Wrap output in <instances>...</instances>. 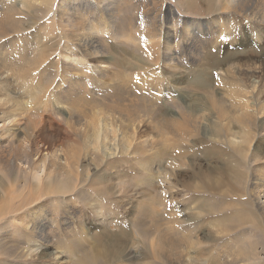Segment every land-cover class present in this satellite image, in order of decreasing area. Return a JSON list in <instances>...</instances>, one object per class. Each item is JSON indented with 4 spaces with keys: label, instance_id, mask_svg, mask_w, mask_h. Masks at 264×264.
I'll return each instance as SVG.
<instances>
[{
    "label": "rangeland",
    "instance_id": "rangeland-1",
    "mask_svg": "<svg viewBox=\"0 0 264 264\" xmlns=\"http://www.w3.org/2000/svg\"><path fill=\"white\" fill-rule=\"evenodd\" d=\"M0 1V12L6 11L3 16L6 21L1 23L6 35L0 39V44L17 32L21 39L26 37L37 43L46 56V70L42 66H29L28 71L24 61L21 70L18 69L20 75H11L12 81L7 82L6 87L13 92L11 97L19 94V102H16L19 106L15 103L10 107L15 117V123L10 128V132L15 133L12 139L15 144L24 146L34 138L41 149L46 141L47 134L37 137L40 117L33 109L40 104L42 92L48 100L45 114L61 126L63 139L57 148L66 151L79 146L80 154L84 155L82 141L72 128L74 119L79 117V123L88 128L107 115L111 119L113 115H118L114 111V101L119 97V107L129 111L130 115L139 116L141 121L135 122L134 134L128 138L131 147H125L128 143L126 139L120 142L121 146L124 145L122 152L106 159L100 170H96L97 175L115 171V178L110 183L116 185L118 180L123 179L133 187L130 189H134L139 175L147 172L145 168L154 175L166 173L165 185L158 180L154 184L156 182L155 188L160 192L167 190L169 185L175 186L177 191L167 193L165 200L176 214L170 219L161 211L158 213L159 210L155 213L148 211V217L142 218L147 227L155 222L164 237L180 238L186 243L206 241L204 252L207 250L206 255L209 254L208 264H264V177L258 180L264 175V113H261L264 107L259 108L264 104V0H235V7H232L231 0H91L89 4L86 0H26L27 7L21 5V0ZM70 1L73 2L71 6ZM53 14H57L55 21ZM250 19L258 22L250 23ZM74 23L84 25V31L94 32L96 39L103 42L105 56L91 61L103 68L100 69L105 73L106 82L96 86L99 89L87 86L84 93L79 85L67 86L71 75L65 73L61 84L65 91L55 96L53 84L58 79L56 74L60 62L65 68L70 63L77 66L74 59L78 58L77 53L70 42V49H62L58 33L70 30ZM229 23L233 35L228 38V31L220 30L222 25ZM160 30L161 35L158 36ZM126 32L127 35H124ZM139 39H154L158 46L156 57L160 54L167 57V65L159 67L152 62L148 46L142 47ZM54 40L59 42L58 45ZM46 43L55 46L49 49ZM214 59H218L220 64H213ZM248 69L257 70L249 75ZM27 71L34 76L20 85L18 77L25 76ZM151 72H155L156 77L151 76ZM219 73L226 75L224 84L216 82L215 76ZM206 75L211 79V85L201 86L199 83ZM145 77L148 79L145 88L138 84L133 86V81L135 83ZM159 81L161 94L155 98L151 92L158 89L156 83L159 84ZM173 84L179 88L176 90ZM1 96L4 98V94ZM245 96L254 105L253 108L258 109L257 119L246 124L234 123V128L237 131L246 128L249 142L240 138L239 143L234 136L222 139L223 143L204 139L210 120L216 115L212 112L213 104L235 103ZM178 106L187 110L198 108L204 117L188 140L178 137V141L172 135H162L163 129L156 127L162 123L154 122L152 118L153 115L156 118L166 117L167 112L178 109ZM103 107L107 111L93 112ZM43 111L41 109L40 113ZM19 112L24 114L18 117ZM109 121L114 125L113 120ZM229 141L232 144L226 143ZM218 144H222L224 149L216 151L208 148ZM136 146L145 148L135 151ZM251 154L262 162L260 167L255 166ZM243 159L244 163L241 162ZM85 163L86 158L72 164L83 170ZM68 187L73 192L64 193V196L50 193L45 196L46 200L39 198L32 204L31 210L44 217L46 213H56L60 208L59 217L74 223V228L66 236L63 230L47 231L50 247L41 252L61 253V264H73L75 257L81 258L82 264H90V254L94 250L97 254L96 236L105 232L107 242H111L109 235L114 226H107L105 218L93 212L94 201L88 194L82 192L77 195L80 187L76 180H72ZM85 189L89 190L88 187ZM56 190L59 189H53L54 192ZM137 190L142 193L140 199L145 201L143 204L148 205L150 195L145 191L146 185H140ZM116 195L114 193L113 201H118ZM257 195L262 203L257 202ZM125 204L126 209L121 212L127 211L126 214L132 215L130 204L127 205V201ZM160 208L157 206L156 209ZM151 233L153 236L155 229ZM151 238L141 240L137 234L131 235L122 249L118 247L116 257L127 264H153L155 255L152 250L156 253L157 250L151 246ZM3 241L0 236V243ZM178 250L171 251L170 262L164 259L163 264H177L175 256ZM47 253L44 259L49 263L52 260ZM36 256H22L13 249L3 254L0 250V264H42V257L35 259Z\"/></svg>",
    "mask_w": 264,
    "mask_h": 264
},
{
    "label": "bare ground",
    "instance_id": "bare-ground-1",
    "mask_svg": "<svg viewBox=\"0 0 264 264\" xmlns=\"http://www.w3.org/2000/svg\"><path fill=\"white\" fill-rule=\"evenodd\" d=\"M231 1L233 4L232 7H235L236 1ZM90 2L91 0H86V4ZM72 4L73 2L70 1L69 6ZM21 5L27 7L28 3L26 0H21ZM5 12L6 11L0 12V39H3L6 35L1 25L2 21H6V19L3 18ZM56 15L57 14H53L54 21L57 18ZM253 21L258 22L256 19L249 20L250 23H254ZM260 23H257V25ZM263 23L264 21H262V24ZM119 29L120 31L122 30L121 28ZM224 29L226 32L228 31L226 37L229 38V36L233 35L231 33L232 27L230 23L222 25L220 32ZM84 30V25L81 26L80 23H74L70 30L58 32L60 35L59 38H61L59 42L63 44L62 49L69 48L68 43L70 42L78 58H74L77 61V66H73L70 63V65L68 64L67 68H65L63 65L64 63L60 62L56 74L58 79H56V77V84H53L56 88L54 91L55 96L65 91L61 84H63V79L66 75H71V77H69L70 83L69 85L67 84V86L79 85L84 93H86L87 86H93L92 88L99 89L96 86L105 84L106 82L104 81L105 73L100 69L102 67L97 66L91 61L105 56L103 42L100 39H96L94 32ZM124 35H127V32L124 33ZM160 35L161 30L158 36ZM8 38L9 39H5L4 42L0 44V55L2 56L0 62V236L4 239V241L0 243L1 253L8 254V252L13 249L21 253L22 256L24 254L26 256L37 255L36 258L33 257L35 259L42 257V264H61L60 260L63 257L61 253L41 252L45 248L50 247L48 244V234L46 232H60L63 230V235L66 236V233L74 228V223L68 221L65 217H59L57 213L60 211V208L57 209L56 213H46L47 216L44 217L38 215L34 210L32 211L31 207L35 200L43 198L42 201H44L47 199L45 196L50 193L64 196V193L73 192L68 186L72 180H76L77 185L80 187L77 190V195H80L82 192L88 194L91 201H94L92 204L93 212H96V215L100 217H104V222L107 226H114L109 235L112 240L111 242H107L106 237L108 238V236L105 232L96 236L97 254H95V250L90 254V264H127L126 262H122L121 258L119 259L116 257L119 250L118 247L121 248L124 246V244L127 243V239L134 234H137L141 240L152 237V241L150 240L151 246H153V249L157 250L158 253L152 250V254L155 255V259L152 260L153 264H163L164 259L170 262L169 253L176 248H179L175 256L177 264H208L209 254L206 255L207 250L204 252L206 241H190L186 243L180 238L173 239L174 237L171 238L167 235L164 237L161 230L157 228L155 222H152L147 227V222L142 219L143 217H148V211H153L155 213L157 210H159L158 213L161 211L162 215H166L170 219L174 218L176 212L165 199L167 193H175L177 191L175 186L169 185L167 190L160 192L155 188L156 182L154 184V181L158 180V182L165 185V180L167 179L166 173L154 175L145 168L144 170L147 172H142L139 175L140 178H137L135 184V187H137L134 189H130L133 187H130L123 179L118 180L116 185L110 183V181L115 178V171L109 170L101 175H97L98 173H96V170H100L101 165L106 159L113 157V155L118 152H122L124 145L122 144L123 146H121L120 142L125 141L124 139H126L125 142H128L130 135L134 134L136 128L135 122L138 121L140 123L141 121L139 116H135L134 114L130 115L129 111L119 107L121 98L119 99V97H116L114 101L116 103L114 111H117L118 115H113L111 119H109L107 115L102 121H95L91 128L86 127L84 123L80 124L78 120L79 117L74 119L72 128L76 132V136L82 141V147L85 149L84 155H82V153L80 154V150H78L79 146H76L75 150L67 148L66 151L57 148L63 139L61 126L52 122L51 118L45 114V107H47L48 100L44 97L42 92H40V104L33 109L35 112L38 111L35 115L40 117V122L36 131L37 137H39V134H47L43 146L39 149L38 143L35 142L36 139L34 140V138H31V140L29 139L24 146L15 144V142L12 141L15 133L13 134V132H10V128L15 123V117L12 116L10 107L16 102H19V94L15 93L16 96L11 97L10 94L13 92L6 87L7 82L12 81L11 75L19 74L21 70L20 66H22L24 61L27 63L26 69L29 68V66H42L45 70L47 68L44 50L39 47L37 43H32L26 37L25 39H21L20 34L17 32H14L11 36H8ZM54 41L56 45H58L59 42L57 43V40ZM148 41L149 43H147ZM139 42L142 47L148 46L150 51L149 56L152 62L157 63L159 67L167 65L165 63L167 57L161 54L156 57L155 50L158 49V46L154 39H139ZM46 46L49 49H53L55 45L46 43ZM29 53H31L30 56ZM27 55L29 58H27ZM212 63L220 64L218 59H214ZM256 70L257 69H250L249 71L248 69L249 75H253ZM28 71L25 76L21 75V77H18L20 85L34 76ZM154 73L155 72H151L150 75L156 77ZM158 76L160 78V73H158ZM225 76L226 75L219 73L215 76V78H217L216 82L218 83L220 81L221 84H224L226 81L224 79ZM210 82L211 79L206 75L204 81L199 84L201 86H209L208 84L211 85ZM146 83H148V79L145 77L142 78V80H136L135 83L133 81V86L138 84L144 87ZM156 84L158 85V89L153 90L151 94L155 96V98H158L161 94L159 93L161 83L159 81V84ZM173 86L176 90L179 88L174 84ZM170 87H172V85H170ZM154 92H156V94ZM2 94H4V98L1 96ZM35 98H38V96H35ZM17 105L19 106V104ZM213 106L212 112H215L216 115L210 120V126L205 132L204 139L222 142V139L234 136L237 142L240 143L241 138L243 142L248 143L249 135L247 134L248 132L246 133L247 129L242 127V129L237 131L234 128V123L246 124L249 121H253L254 118L255 121L257 119L259 111L253 108L254 105L248 102L247 97L245 96L242 100L235 103L231 101H227V104L224 102H216ZM147 107H149V105ZM263 107L264 104L259 108ZM41 109L44 110L42 113H40ZM101 110H106V108H97L93 112L99 113ZM200 111L201 110L198 108L187 110L178 106V109L167 112L166 117L160 118L158 116V118H156V116L153 115L152 118L154 122L162 123L161 126H156L163 129L161 131L162 135H172L176 140H178V137L180 140H188L192 134L194 135L193 132L196 131L204 121V117ZM261 113H264V109ZM23 114V112L17 113L18 117H21ZM17 120L19 121V118ZM109 120H113L114 125ZM49 124L52 127L49 126ZM6 139L7 141L5 142L4 140ZM129 143L130 142L125 145L126 148L131 147ZM226 143L228 145L232 144L231 141ZM140 148H143V146H136L135 151ZM208 148L216 151L224 149L222 144L209 145ZM163 152L164 150L162 153ZM251 156L254 158L256 163L255 166L260 167L259 163L261 164L262 162L255 157V154H251ZM85 158L86 163L83 164L85 169L81 170L73 166L72 163L76 161L81 162ZM242 161H245V159L241 160V162ZM82 175L84 178H81ZM94 176H96L95 179L91 180ZM263 177L264 175L259 177L258 180ZM52 185H54L53 188L51 187ZM140 185H146L145 191L147 195H150L148 198L149 203L146 206L143 204L145 201H143L142 198L140 199L142 195L141 191L137 190ZM157 185L159 186V184ZM84 187H88L89 190L85 189L86 191H84ZM65 188L67 189L65 190ZM53 189L59 190L54 192ZM204 189H206V187ZM114 193H117L116 196L118 201L112 200ZM256 200L258 203H262L259 201V195H257ZM125 201H127V205L130 204L129 207L133 209L132 211L134 214L132 213L131 215V213H129V216L128 213L126 214L127 211L125 213L121 212L122 209H126ZM157 206L161 208L156 209ZM108 215H113L115 217L108 218ZM243 219L242 223L244 222ZM239 220L238 218V221ZM239 224L241 223L239 222ZM154 229L155 234L152 236L151 232ZM175 229L177 228L175 227ZM183 235L184 234H182V236ZM28 251L30 252L28 253ZM46 253L47 255L49 254L48 258L52 260L49 263H46L44 259V254ZM160 254L162 256H160ZM145 258H147V256H145ZM82 263L83 260L79 257L73 259V264Z\"/></svg>",
    "mask_w": 264,
    "mask_h": 264
}]
</instances>
